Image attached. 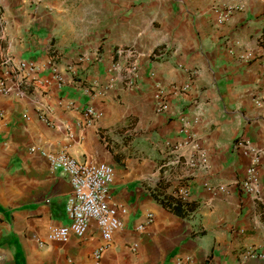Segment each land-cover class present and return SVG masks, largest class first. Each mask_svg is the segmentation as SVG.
Instances as JSON below:
<instances>
[{"label": "crops", "instance_id": "1", "mask_svg": "<svg viewBox=\"0 0 264 264\" xmlns=\"http://www.w3.org/2000/svg\"><path fill=\"white\" fill-rule=\"evenodd\" d=\"M5 54L0 264H264V0H0ZM63 152L113 167L122 224L107 244L95 221L49 238L70 222L73 186L50 160ZM154 193L197 206L183 217Z\"/></svg>", "mask_w": 264, "mask_h": 264}, {"label": "built area", "instance_id": "2", "mask_svg": "<svg viewBox=\"0 0 264 264\" xmlns=\"http://www.w3.org/2000/svg\"><path fill=\"white\" fill-rule=\"evenodd\" d=\"M119 52L123 53L124 50L120 49ZM166 53V49H161L155 52V56L162 57ZM27 64L26 62H22L23 66ZM13 67L11 56L5 54L0 63V91L2 92L9 93L11 91V87L4 74L12 71ZM30 67L34 69L33 65H30ZM53 72L57 77V70L53 69ZM191 73L194 74L195 71ZM124 79L129 87L138 88L140 86L138 82V66H131L128 75ZM182 89L187 90L188 85H185ZM168 108L167 100L159 93L156 98L157 111L164 112ZM84 110L87 123L97 118L98 113L93 107H86ZM252 153L254 156L253 163L248 170V177L242 184L247 192L255 194L257 191L255 168L260 160V151L252 149ZM50 160L53 167L62 169L68 175L73 186V191L67 203L70 222L53 227L49 233V238L60 242H66L72 236L83 238L88 234L91 222L95 221L106 244L109 243L122 224L118 209L108 203L110 186L114 176L113 167L107 163L88 164L78 162L75 158L64 152L51 156ZM206 160L205 157L202 158L203 162H206ZM182 193L185 197L186 193L184 191ZM148 218L152 220V215H149ZM142 227L140 226V228ZM104 248L105 245L96 251V257H101ZM247 255L257 256V252L254 248H251L248 250ZM259 255L261 256V254Z\"/></svg>", "mask_w": 264, "mask_h": 264}, {"label": "trees", "instance_id": "3", "mask_svg": "<svg viewBox=\"0 0 264 264\" xmlns=\"http://www.w3.org/2000/svg\"><path fill=\"white\" fill-rule=\"evenodd\" d=\"M154 197L171 212L186 217L189 216L197 206V201L184 198L182 195L154 193Z\"/></svg>", "mask_w": 264, "mask_h": 264}]
</instances>
